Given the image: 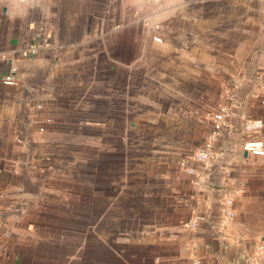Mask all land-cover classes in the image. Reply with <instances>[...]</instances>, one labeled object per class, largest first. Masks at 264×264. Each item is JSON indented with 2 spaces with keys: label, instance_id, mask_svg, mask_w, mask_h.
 <instances>
[{
  "label": "crops",
  "instance_id": "obj_1",
  "mask_svg": "<svg viewBox=\"0 0 264 264\" xmlns=\"http://www.w3.org/2000/svg\"><path fill=\"white\" fill-rule=\"evenodd\" d=\"M158 11L155 28L149 0H0V264H64L39 243L70 201L109 223L110 259L96 264H264V154L242 148L264 144V0ZM41 40L51 47L20 55ZM224 103L228 125L214 157L191 163L195 184L181 159ZM244 117L261 129L244 131ZM226 193L235 215L222 224Z\"/></svg>",
  "mask_w": 264,
  "mask_h": 264
},
{
  "label": "rangeland",
  "instance_id": "obj_2",
  "mask_svg": "<svg viewBox=\"0 0 264 264\" xmlns=\"http://www.w3.org/2000/svg\"><path fill=\"white\" fill-rule=\"evenodd\" d=\"M123 1L117 0V4L121 5ZM149 4L148 23L156 28L164 16L158 11V6L162 7L163 0H149ZM156 30H153L154 39L157 38ZM52 229V236L47 237L46 241H40L39 244L50 245L59 250L54 253L57 261L64 264H96L100 260L109 261L110 257L105 247L112 243L108 237L99 239V232L102 237L105 232L108 233L109 223L98 224L94 220L91 204L79 205L70 201L69 205L63 207V214L59 220L52 222Z\"/></svg>",
  "mask_w": 264,
  "mask_h": 264
},
{
  "label": "built area",
  "instance_id": "obj_3",
  "mask_svg": "<svg viewBox=\"0 0 264 264\" xmlns=\"http://www.w3.org/2000/svg\"><path fill=\"white\" fill-rule=\"evenodd\" d=\"M256 1V0H255ZM51 47V43L49 41H34L28 42L22 49L20 50V55L22 57H31L39 54L47 48ZM18 68L15 65H11L9 71L6 75L3 76V80L6 82H14L17 78ZM257 79L263 80V75L258 73ZM264 85V82H263ZM228 99L230 101H235L237 99L236 93L232 88L227 90L226 93ZM40 107V105H38ZM231 115L230 104L224 103L221 104L216 112L212 115V129L208 133L205 143L202 148H197L193 150L191 153L187 154L181 159V165L185 168L188 174L193 176L192 182L198 184L200 182V175L197 169L192 166L191 163H199L205 165L208 163L215 155V141L220 133L224 130V128L228 125V121ZM262 127V121L259 119H254L251 117H244L242 121V128L246 132H256L260 130ZM40 130H44L42 127ZM242 148L244 151L254 155H263L264 154V144L259 139H247L243 142ZM22 205H9V208L12 211H19ZM222 211H223V219L222 224L225 223L226 220H229L234 217L235 212L233 209V199L226 193L223 202H222ZM206 220L205 215H197L195 218L190 219L183 223L184 226L195 229L199 226L200 223ZM258 249H262V246H258ZM200 261L194 259L192 264H199Z\"/></svg>",
  "mask_w": 264,
  "mask_h": 264
}]
</instances>
